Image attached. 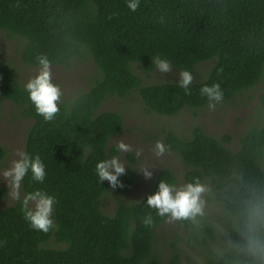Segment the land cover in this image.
I'll return each mask as SVG.
<instances>
[{
    "label": "trees",
    "instance_id": "trees-1",
    "mask_svg": "<svg viewBox=\"0 0 264 264\" xmlns=\"http://www.w3.org/2000/svg\"><path fill=\"white\" fill-rule=\"evenodd\" d=\"M0 31L23 41L26 65L66 67L89 54L100 70L88 89L56 100L45 77L23 83L11 63L0 62V116L8 99L33 119L20 166L23 189L51 202L53 211L50 222L23 200L0 208V264H179L178 243L166 258L154 252L156 229L171 216L179 184L172 169L160 168L149 192L128 202L138 181L136 156L128 153L116 175V209L103 211L107 157L120 152L107 148L124 118L99 108L108 96L137 89L149 111L176 116L192 108L197 116L212 99L254 88L264 76V0H0ZM212 58L201 82L143 85L132 69L142 63L152 72L167 61L193 71ZM260 104L264 111V93ZM231 140L196 124L191 138L167 130L164 143L184 163L185 183L207 184L208 200L221 203L232 221L227 247L201 264H264V125L246 129L236 150ZM8 155L0 145V166ZM181 223L207 250L216 239L208 217L185 215Z\"/></svg>",
    "mask_w": 264,
    "mask_h": 264
},
{
    "label": "rangeland",
    "instance_id": "rangeland-1",
    "mask_svg": "<svg viewBox=\"0 0 264 264\" xmlns=\"http://www.w3.org/2000/svg\"><path fill=\"white\" fill-rule=\"evenodd\" d=\"M22 45L21 39L10 38L4 31H0V62L11 63L18 79L23 83L38 76L45 77L56 88V100L68 99L88 89L100 76V70L89 54L74 59L66 67L53 64L26 65L20 56ZM215 61L216 58L203 61L193 71L179 70L167 61L157 63L152 72L145 71L142 63H133L132 69L142 78L143 85L166 81L185 84L203 81ZM263 93L264 76L254 88L240 92L232 99L210 100L198 110L197 116L192 108H184L176 116L149 111L145 108L137 89L124 97L108 96L99 110L120 112L124 118V127L108 144V154L114 145L119 147L120 152L107 157L104 178L107 190L102 196L103 211L113 214L116 209V175L129 163L128 153L131 152L136 156L138 181L125 195L128 202L138 200L149 192L157 171L162 167L172 169L179 180L171 194L172 214L156 229L155 254L166 258L170 254L172 244L178 243L179 264H201L203 260L223 251L231 239L232 221L221 203L208 200L210 192L207 184L196 187L185 183L182 174L186 167L177 153L166 147L165 133L167 130H174L183 138H191L192 129L198 124L206 132L217 137L225 133L231 134L232 140L228 146L236 150L240 147V138L246 129L253 125H264V111L260 104V95ZM32 123L33 119L23 116L16 104L2 99L0 145L9 150V155L0 166V187L3 191L0 196V208L23 200L31 211L53 222L51 202L28 195L22 186L20 166L27 131ZM190 199L195 200L196 204ZM185 215L195 216L202 222L207 217L210 218L216 231V239L208 250L201 243L188 239L187 228L181 223ZM51 244L55 247L62 245L54 239Z\"/></svg>",
    "mask_w": 264,
    "mask_h": 264
}]
</instances>
